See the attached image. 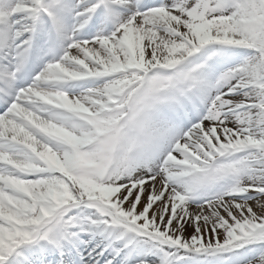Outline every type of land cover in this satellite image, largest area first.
<instances>
[{
    "label": "snow or ice",
    "instance_id": "obj_1",
    "mask_svg": "<svg viewBox=\"0 0 264 264\" xmlns=\"http://www.w3.org/2000/svg\"><path fill=\"white\" fill-rule=\"evenodd\" d=\"M0 264H264V0H0Z\"/></svg>",
    "mask_w": 264,
    "mask_h": 264
}]
</instances>
